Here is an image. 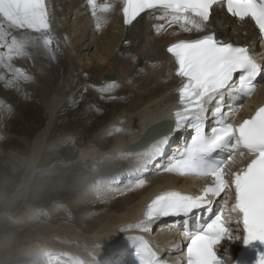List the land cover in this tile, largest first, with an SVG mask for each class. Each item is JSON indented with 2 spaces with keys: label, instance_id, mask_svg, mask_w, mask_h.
I'll return each instance as SVG.
<instances>
[{
  "label": "bare ground",
  "instance_id": "6f19581e",
  "mask_svg": "<svg viewBox=\"0 0 264 264\" xmlns=\"http://www.w3.org/2000/svg\"><path fill=\"white\" fill-rule=\"evenodd\" d=\"M46 2L49 3L53 15L52 35L54 47H56L55 58H51L41 42L38 47L29 48L28 56L14 58L13 65L20 67L22 61L27 63L21 66L25 71H29L28 74L32 75L34 79L32 81L23 80L24 85L28 86L29 90L33 92L32 97L35 100L40 98L44 101L47 117L43 127L29 146L28 156L22 159L24 166L17 185L13 189L10 184H4L0 187V212L4 210L1 209L2 203L6 208V205L9 207L17 199H23L25 191L33 181L38 157L41 154L47 134L52 128L59 105L63 100L73 96L72 94L68 97L73 83L86 76L88 82L83 83L81 89L88 88L87 94L94 95L95 98L92 97V100L95 103L96 100L102 102L107 97L103 101L106 103L109 95L114 96V93L119 95H117V98L112 99V102L109 101L113 110L111 109L112 111L108 114L103 115L102 113L100 121L96 122L92 130H98L102 124L100 122L107 120L108 125H106L108 127L106 129L112 131L113 134L109 160L118 161L126 169H132L138 157L133 155V161L125 160L123 155L119 156L120 153L124 150L127 153L131 142L137 140L146 128L161 119L172 118L175 102L179 98L177 90L182 81L174 74L176 66L174 63L172 64L166 47L176 40L203 34L197 33L195 30L184 32L179 25H170L167 19H160L161 13L159 12L141 14L143 19L138 17L140 23L136 24L135 27L124 25L121 10L122 0H98V3L113 4L114 10L105 14L108 17L107 24L102 29L96 30L94 18L86 0H46ZM251 25L252 23L249 20L233 21L224 15L219 7H214L208 27L204 31H214L220 39L226 42L232 41L237 44H245L253 49L256 52L257 59L264 63V52L259 51L261 41L259 42L258 32L254 26L253 30ZM240 29H246L247 34L242 33ZM72 32L73 35H71ZM93 34H96L94 39L86 42L91 39L90 35ZM92 45L95 48L90 56L88 49ZM120 45L123 47L121 51L118 50ZM133 57H135V60ZM83 58H86L87 61H83ZM15 59L18 60L15 61ZM138 60H141V64H138ZM42 63H45L47 67L41 68L39 65ZM77 66L80 71L76 70ZM0 71H3V69H0ZM78 71L79 73H77ZM38 72L41 81L45 80L48 83L47 86L42 82H37ZM51 72L56 73L58 78L46 77V74H51ZM107 74H114L115 80H104ZM7 75L11 77L12 73L8 72ZM150 79H152V82L149 81ZM110 82L118 84V87L112 93H101L98 90L100 86ZM48 91L53 92V94L44 97ZM73 99L66 107L71 105ZM258 99H264V77L261 79L254 96L244 101L248 105L246 109L238 110L234 117L236 119L243 118L250 112ZM238 100L239 98L233 101L231 105H236ZM94 115L98 117L100 111H95ZM123 120L126 121V124L122 122ZM126 132H129L128 136H125ZM100 133H102V130ZM181 133L175 137L177 142L179 138L180 141H185L189 130ZM171 138L172 135L169 139ZM152 140L147 139L139 150L147 151L151 144L155 142V140ZM175 144L170 148L172 156L178 155L182 150L180 143ZM82 145L79 149V159H82L81 162L90 163L92 161L89 159L101 158L100 156L97 157V153L107 147L96 142ZM104 163L97 162L98 171L93 174V181L90 177L84 181V186L81 187L85 190L86 185L90 187L91 183L94 184L95 182L98 185L97 187L95 185L96 189L92 190L91 193L93 191L100 193L101 190L104 191L110 186V192L113 195H107L106 200L101 201L102 198L95 200L90 198L89 195L91 194H89L83 197L81 202H75L76 206L73 211L77 212L76 218L88 215L86 205H91V208L94 209L104 210L98 216L91 217L92 219L84 228L80 227L81 229H79L73 224L61 221V216L58 219L56 218L57 221L55 220L54 223L47 222L39 211V215L28 213L24 220L20 219L17 213L13 217L11 216V219H9V216L0 213V264H73L76 256H80L86 264H113L121 260L127 263L129 253H126V256L122 257L123 259L119 260V258L125 251V249L120 251L122 244H127L129 242L127 237L130 236H143L158 252L162 260L169 261V264L172 261H179L181 264L183 256L181 242L184 236L181 234V227L177 225L174 216L164 217L153 222L148 225L149 231L144 232L142 228L137 227L142 221H139L140 211L143 205L149 203L155 195L163 191L178 190L193 193L201 180L193 177H181L175 173H164L161 170L154 175L144 176L150 174L148 173L151 172L150 170L136 173L138 177L144 176L143 179L147 181L143 188L132 187L139 179L135 175L134 178L132 177L133 179H127V181L125 179L126 182L122 185L123 187L121 185L116 187L115 184H119L123 180V172L126 170L112 169L111 164V167H107L108 164L105 165ZM166 163L164 162V164ZM154 166H156L155 162H153L152 168ZM130 169L127 170L129 174L132 172ZM11 171L16 173L15 175L18 174L16 168L11 169ZM77 182L74 179L69 182L72 185L71 187L75 188L74 190L79 188H77ZM8 188H11V191ZM71 191L69 190V192ZM79 192H82V190ZM227 195L223 197L224 201ZM70 196H74V191L70 193ZM92 196L93 198H99L96 195ZM91 201L94 203L93 205ZM108 204L111 205L108 206ZM14 207L21 210L19 206ZM222 208L228 216L230 208L225 209L224 205ZM62 216L66 217L65 214ZM73 218L75 221L76 218ZM13 220L21 221L22 223H19L21 226ZM157 224H159L158 227H156ZM238 249L239 242L235 239L232 241L226 240L219 246V250L227 257H235L234 250ZM117 255L119 258H115Z\"/></svg>",
  "mask_w": 264,
  "mask_h": 264
},
{
  "label": "snow or ice",
  "instance_id": "6c2138e0",
  "mask_svg": "<svg viewBox=\"0 0 264 264\" xmlns=\"http://www.w3.org/2000/svg\"><path fill=\"white\" fill-rule=\"evenodd\" d=\"M86 3L96 30L102 29L108 22L105 14L113 11L114 5L98 3V0H86ZM214 5L225 6L232 17L241 21L254 22L264 38V0H122L121 9L124 25L135 27L140 23L138 17L143 19L142 13L159 12L160 19H167L170 25H179L184 32L203 33L172 42L166 49L174 57L175 75L182 81L178 88L179 108L174 112V126L158 125L154 131L159 138L147 151H138L133 146L123 154L126 159L133 155L138 157L130 171L145 172L148 164L163 153L174 132L191 128L194 134L190 142L178 155L157 168L181 177L211 178V183L198 194L167 190L155 195L147 203L143 219L137 225L144 232L149 231L148 225L161 218L187 216L208 207L214 198L234 188L235 200L229 215L224 216L222 209L206 226L188 234L186 264H229L231 258H226L217 246L226 240L240 239L235 233L241 231V223L242 244L259 241L264 245V105L238 123L229 122L238 108L229 104L228 111H224L226 97L235 101L253 95L258 78L264 77V63L250 47L236 46L220 39L214 31H204ZM52 21V11L46 0H0V69H3L0 80L6 85L21 79H34L23 69L14 67L13 60L28 56L29 48L38 47L41 41L45 51L55 58L56 49L51 47ZM8 72L12 73L11 77ZM117 87L116 82H110L98 90L110 94ZM108 98L116 97L109 95ZM210 106H213L211 115L215 126L208 132L205 122ZM224 151L228 152L226 159L215 158L214 154ZM233 165L243 166L232 171ZM146 183L141 178L132 187L143 188ZM233 224L237 227L233 228ZM127 239L135 246L138 264H169L143 236ZM171 264L180 262L172 261ZM253 264H264V251L259 248Z\"/></svg>",
  "mask_w": 264,
  "mask_h": 264
},
{
  "label": "rangeland",
  "instance_id": "374dc122",
  "mask_svg": "<svg viewBox=\"0 0 264 264\" xmlns=\"http://www.w3.org/2000/svg\"><path fill=\"white\" fill-rule=\"evenodd\" d=\"M71 35H73V32L71 33ZM90 36L91 39H88L86 42L93 40L96 34ZM54 48L56 49V47ZM94 48L95 47H93L92 45L91 48L88 49L89 55L93 52ZM83 59V61H87L86 58ZM16 60L18 59H15V61ZM24 63L26 62L22 61L20 67L15 65L13 66L24 70L23 66L27 64ZM22 64L23 66H21ZM39 66L41 68L47 67L45 63H42ZM77 69L78 66L76 70ZM79 71L77 73H79ZM26 72L28 73L29 71ZM37 77V82H42L46 86L48 85L45 80L41 81L39 72ZM46 77L57 79L58 75L54 72H51V74H46ZM86 78L88 77H83L80 81L74 82L71 88V93L68 95V97H70L73 94L74 97L72 96L67 100H63L59 105L57 114L54 117L52 128L47 134L44 146L40 152L41 154L38 157L39 160H37L36 163L37 165L35 167L33 181L25 191L23 199H17L9 207L6 205V208H4V204L2 203L1 209L4 210L0 213H3V215L5 216H9V219H11L15 215V213H17V216H19L20 219L24 220V217L28 213L31 212L39 215V211L41 212L40 215L44 217L47 222L54 223L56 218L58 219L61 216V221L67 224H73V226L75 225L79 229L84 228L93 217L103 213L104 210L94 209L91 208V205H86L85 208L86 212L88 211V215H82V217L76 218L77 212L73 211L74 207L76 206L75 202H81L82 198L86 197L89 194H91L89 195V197L95 200L102 198L101 201L106 200V198L108 197L107 195H113L110 192V186L104 189L105 192L101 190V194L97 191H93V193H91L92 190L96 189L98 185H96L95 182L94 184L93 182L91 183V188L86 185L85 190L82 189V187L84 186L83 184L85 183L84 181H86L88 178L91 177L90 179L91 181H93V174L98 171L97 162L99 161L100 163H104L107 158V161L104 163L105 165L108 164L107 167H111L112 165V169L120 168V170H126L125 172H123V180L119 184L116 183V187L124 185L127 179H133L134 175L136 177V173H139L132 171L129 174L127 170L130 168L126 169V167L122 166L118 161L116 162L115 160H109L108 156L111 151L110 149L113 141V134L112 131L106 129V127H108L107 120L104 122H100L102 124L100 125L98 130H92L96 122L100 121V116L102 113L103 115L108 114L113 110L111 108V104L109 103V101L112 102L113 100L108 98V101H106L105 103L103 101L106 100V97L102 102H98V100H96L95 103L92 100V97H94V95L87 94V91L89 89H81V86H83L82 84L88 82ZM149 81L152 82V79H150ZM24 84L25 82L22 79L12 85H6L4 81H0V187H2L4 184H10L13 189L17 185L21 177L20 175H22L21 172L23 171L22 169L24 166L22 164V159L28 156L29 146L33 142L34 137L37 135L39 130L43 127V124L47 117V109L44 106V101H42V99L40 98L35 100V98L32 97L33 92L29 90L30 88H28V86H25ZM54 85L55 83L53 84V86ZM52 94L53 92L50 93V91H48L44 97L51 96ZM81 95L82 97H80ZM113 95V97L116 98L119 96L115 93ZM72 99L74 101L69 107H66V105L70 101H72ZM79 100H81L82 102ZM95 111H100V115L98 117L94 115ZM122 122L126 124L125 120H123ZM101 130L102 133H100ZM128 131L131 132L130 129H128ZM129 132H126L125 136H128ZM92 142L103 144L107 147L105 149H102L101 151L99 150L100 152L97 153V157L100 156L101 158L89 159L90 161H92L91 163L81 162L82 159H79V149L83 146L82 144ZM124 151H122L119 156H122L126 152ZM125 160L133 161L134 158L131 156L127 159L125 158ZM153 162L156 163V166L157 164H162L160 163L161 160L159 159L151 161V163H149L147 166V171L151 170V172H148L150 174H145L144 176L147 177L151 174L154 175L155 173L160 171V169H158L156 166L152 168ZM86 165L88 166L87 168ZM14 168L17 169V175H15L16 173H13L11 171V169ZM128 175H130L131 177ZM144 176L137 177L141 179L144 178ZM73 179L78 181L77 188H79L77 190H74L75 188L71 187L72 185L69 183ZM8 189L9 191H11V188ZM79 189H81L82 192H79L81 191ZM69 190H72L71 192L74 191V196H70L71 192H69ZM102 194L106 195L104 196ZM92 195L99 196V198H93ZM7 201H9V199H7ZM91 203L92 205L94 204L92 201ZM110 205L111 204H108V206ZM14 206H19L21 210H17V208ZM63 214H65L66 217L62 216ZM73 217L76 218L75 221ZM16 222H18V225L21 226V224H19L22 223L21 221ZM158 225L159 224H157L156 227H158ZM116 258H118V255L116 256Z\"/></svg>",
  "mask_w": 264,
  "mask_h": 264
},
{
  "label": "water",
  "instance_id": "95a60500",
  "mask_svg": "<svg viewBox=\"0 0 264 264\" xmlns=\"http://www.w3.org/2000/svg\"><path fill=\"white\" fill-rule=\"evenodd\" d=\"M141 63V60H139V64ZM105 80H115V75L114 74H110V75H106Z\"/></svg>",
  "mask_w": 264,
  "mask_h": 264
}]
</instances>
